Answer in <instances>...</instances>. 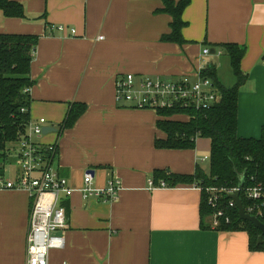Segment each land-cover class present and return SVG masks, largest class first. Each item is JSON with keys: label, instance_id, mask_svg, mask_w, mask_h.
Here are the masks:
<instances>
[{"label": "crops", "instance_id": "0c3cea01", "mask_svg": "<svg viewBox=\"0 0 264 264\" xmlns=\"http://www.w3.org/2000/svg\"><path fill=\"white\" fill-rule=\"evenodd\" d=\"M19 2L25 19L1 17L0 34L38 37L30 65L29 118L45 119L44 128L52 131L35 142L57 143L55 166L74 189L89 171L98 188L111 178L121 181L114 203L83 201L77 192L64 201L63 246L49 252L48 264H264V249L251 252L246 232H218L210 218L200 217L201 193L193 185L148 187L155 170L207 171L209 163L202 160L209 157V141L198 138L191 150L156 149L154 141L165 138L156 128V113L121 107L114 95L120 75L175 79L209 65L215 66L218 83L230 88L235 79L227 72L228 57L213 47L236 44L245 50L237 136L259 139L264 0H191L182 14L183 45L161 41L171 19L158 13L160 0ZM204 49L208 56L202 55ZM74 103L84 105L85 112L72 128L59 131ZM15 147L9 145L6 155L12 153L16 162L10 180L17 177ZM29 211L24 192L0 189V264H25Z\"/></svg>", "mask_w": 264, "mask_h": 264}, {"label": "trees", "instance_id": "16d2710c", "mask_svg": "<svg viewBox=\"0 0 264 264\" xmlns=\"http://www.w3.org/2000/svg\"><path fill=\"white\" fill-rule=\"evenodd\" d=\"M160 1L163 8L158 13H163L171 19L170 32L162 36L161 41L185 44L181 32L186 23L182 20V14L191 0ZM0 16L5 19H25L22 3L19 0H0ZM37 42L36 36L0 34V165H2L0 176H3V164L9 145L15 143L25 133L29 121V113L22 114L20 110L24 108L29 110L30 107L31 100L25 91L33 86L30 80V65ZM213 48H218L229 58L235 84L230 88L221 86L217 81L215 66L205 67L201 76L209 78L218 87L221 95L219 104L203 110L157 111L156 128L165 135V138L154 141V147L160 150H191L194 149L196 139L208 140L210 143L208 169L203 171L197 168L192 175H176L166 170H155L152 180L155 185L163 181L169 188L178 185L215 187L220 190L241 188L240 200L246 208L243 190L251 186L250 178L264 182V126L259 139H243L237 136L238 93L245 81L240 70V61L245 50L236 44H221ZM85 109L82 104H70L59 130L72 128ZM206 198V194L201 191L199 210L201 218L211 216L213 213ZM229 201L230 198L222 194L218 204L229 217V223L220 221L219 226L213 230L229 233L244 231L248 234L249 250L251 252L263 250L264 235L250 223L241 221L236 207L227 208ZM258 220L264 224V219ZM260 236L262 243H258Z\"/></svg>", "mask_w": 264, "mask_h": 264}, {"label": "built area", "instance_id": "2783aa9c", "mask_svg": "<svg viewBox=\"0 0 264 264\" xmlns=\"http://www.w3.org/2000/svg\"><path fill=\"white\" fill-rule=\"evenodd\" d=\"M56 29L63 31L62 27ZM70 33L74 35L75 31L70 30ZM101 39L102 37L98 38ZM209 54L208 49L202 51L203 56ZM203 70L204 68H199L195 75H182L175 79L120 75L114 82L115 101L124 108L155 113L173 109H209L219 104L221 95L212 80L201 76ZM29 90L25 93L29 94ZM20 112L25 114L29 110L24 108ZM45 125L46 120L43 118L35 121L29 118L25 133L13 143L16 146L17 177L6 180L0 176L1 190L24 192L30 202L25 264H48L49 252L62 248L63 238L59 233L67 227L63 204L75 192L83 201L96 200L102 204H110L118 200L121 190V181L117 178L109 179L103 187H95L93 177L88 172L83 175L82 185L78 189L72 188L55 166L58 159L57 143L41 145L35 142L36 138L43 136ZM207 161L209 163V157L202 160ZM250 183L251 186L243 190L247 202L246 208L243 207L244 211L257 219H264V182L251 177ZM193 186L207 196V204L213 210L211 228L219 226L220 221L228 224L229 217L219 208V200L222 194L229 197L238 189L220 190L215 187ZM148 187L156 188L153 180L148 182ZM157 188H166V184L160 181ZM234 207L235 204L230 199L227 208Z\"/></svg>", "mask_w": 264, "mask_h": 264}, {"label": "water", "instance_id": "95a60500", "mask_svg": "<svg viewBox=\"0 0 264 264\" xmlns=\"http://www.w3.org/2000/svg\"><path fill=\"white\" fill-rule=\"evenodd\" d=\"M52 130H50V128H43V134H48L49 132H51ZM89 174L92 175V177L94 176L92 171L88 172ZM240 189L238 188V191L235 192L233 195L229 196V198L234 202L235 207L237 209V213L239 216V219L241 221L244 222H248L250 223L255 229H257L258 231L261 232L262 235H264V224L261 223L257 218H255L254 216L248 215L245 213L242 202L240 200ZM258 243H262V237L260 236L258 238Z\"/></svg>", "mask_w": 264, "mask_h": 264}, {"label": "rangeland", "instance_id": "374dc122", "mask_svg": "<svg viewBox=\"0 0 264 264\" xmlns=\"http://www.w3.org/2000/svg\"><path fill=\"white\" fill-rule=\"evenodd\" d=\"M1 20H2V18H1V16H0V22H1ZM225 55V54H224ZM226 56V55H225ZM227 58V57H226ZM227 60H229L228 58H227ZM229 62V61H228ZM230 63V62H229ZM227 72H228V74H229V77L230 76H232L233 74L231 73V75H230V72H231V69H230V67H228L227 66ZM228 74H227V77H228ZM224 76V72H223V70H222V77ZM226 79V78H225ZM8 149H10V148H8ZM11 153V152H10ZM6 162L8 161V164H6V162H4L5 164H6V169H5V172H4V175H3V177H4V179H6V180H8V178H9V176H10V173H11V171H12V169H13V167H15L16 166V162L14 161V158H13V154L11 153V155L9 154L7 157H6V160H5ZM0 163H1V160H0ZM208 218H210V220H211V223H212V218H211V216H208ZM211 223H210V225H211Z\"/></svg>", "mask_w": 264, "mask_h": 264}]
</instances>
